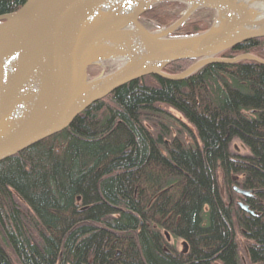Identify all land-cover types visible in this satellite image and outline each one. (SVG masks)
Returning a JSON list of instances; mask_svg holds the SVG:
<instances>
[{
	"label": "trees",
	"instance_id": "16d2710c",
	"mask_svg": "<svg viewBox=\"0 0 264 264\" xmlns=\"http://www.w3.org/2000/svg\"><path fill=\"white\" fill-rule=\"evenodd\" d=\"M24 2L0 0V15ZM180 6L160 3L141 18L166 27ZM206 29L191 22L178 34ZM244 53L264 59V37L220 56ZM234 139L249 153H234ZM222 184L254 191L234 197L257 215L226 201ZM237 228L250 264H264V65L256 61L211 63L184 80L145 76L0 162V264H242Z\"/></svg>",
	"mask_w": 264,
	"mask_h": 264
},
{
	"label": "water",
	"instance_id": "95a60500",
	"mask_svg": "<svg viewBox=\"0 0 264 264\" xmlns=\"http://www.w3.org/2000/svg\"><path fill=\"white\" fill-rule=\"evenodd\" d=\"M250 1L25 0L0 15V162L65 130L92 104L145 76L184 80L211 63L264 65L252 53L220 56L264 37V11ZM165 2L187 10L177 22L152 29L141 17ZM198 9L214 11L215 22L203 32L174 36ZM182 60L195 62L182 73L165 72ZM104 64L111 69L90 77V68ZM238 205L257 215L248 204Z\"/></svg>",
	"mask_w": 264,
	"mask_h": 264
},
{
	"label": "rangeland",
	"instance_id": "374dc122",
	"mask_svg": "<svg viewBox=\"0 0 264 264\" xmlns=\"http://www.w3.org/2000/svg\"><path fill=\"white\" fill-rule=\"evenodd\" d=\"M171 9L173 8L172 6H166V10L168 9ZM187 10V6L186 5H183V6H180L177 8V13L178 15L176 16V19L173 23L177 22L182 16L183 14L186 12ZM216 20V14L214 11H211V10H206V9H198L197 11H195V13L192 14V16L187 20V22L185 24H183L182 26L184 25H187L191 22H197V21H200L201 22V26L202 28H209ZM172 23V24H173ZM171 25V24H170ZM181 26V27H182ZM180 27V28H181ZM154 28V27H153ZM174 36H183V35H179L178 34V30L173 34ZM255 55V54H254ZM106 64V63H105ZM104 64V65H105ZM190 67V66H189ZM188 67V68H189ZM104 68V66H103ZM187 68V69H188ZM101 68H95V69H91L90 68V77H95L96 75H99L101 73L100 71ZM105 69H111L109 66L106 67L105 65ZM100 71V72H99ZM108 71V70H107ZM185 71V70H184ZM183 72V71H182ZM180 72V73H182ZM168 73V72H167ZM176 74H179V73H176ZM170 112H172V114H174L175 116H177L178 118H180L181 120L185 121L182 117V115L180 113H178L177 111H175L174 109L170 108V107H166ZM231 150L234 152V153H237V154H248L249 153V149L246 147V145H244L242 143L241 140L239 139H234L232 144H231ZM234 187H239L238 185L236 184H233ZM240 188V187H239ZM222 191H223V194H224V197L226 199V201H230V200H233L234 203L238 206V203L241 201L240 199L238 198H235L234 195L235 193L238 194L235 189L234 191L232 189H229L227 187H225L223 184H222ZM237 230V242L239 244V249H240V255H241V261H242V264H250V260H249V256H248V251H247V245H246V241H245V238L243 237L241 231L239 228L236 229ZM171 242L172 243H176L178 245V247L180 249H182L183 247V241L182 240H177L175 239L174 237L171 238Z\"/></svg>",
	"mask_w": 264,
	"mask_h": 264
},
{
	"label": "bare ground",
	"instance_id": "6f19581e",
	"mask_svg": "<svg viewBox=\"0 0 264 264\" xmlns=\"http://www.w3.org/2000/svg\"><path fill=\"white\" fill-rule=\"evenodd\" d=\"M253 7L259 8V10L264 11V0H254L250 1Z\"/></svg>",
	"mask_w": 264,
	"mask_h": 264
},
{
	"label": "flooded vegetation",
	"instance_id": "af4514ba",
	"mask_svg": "<svg viewBox=\"0 0 264 264\" xmlns=\"http://www.w3.org/2000/svg\"><path fill=\"white\" fill-rule=\"evenodd\" d=\"M104 67H105V66H104ZM106 67H108V66H106ZM97 68H101L100 71L106 70V69L103 68L102 66H99V67H97ZM107 70L109 71V69H107ZM107 70H106V71H107ZM100 71H99V72H100ZM89 75H90V69H89Z\"/></svg>",
	"mask_w": 264,
	"mask_h": 264
}]
</instances>
